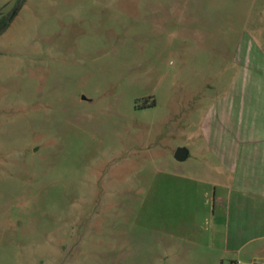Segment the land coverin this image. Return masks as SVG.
<instances>
[{"label":"rangeland","instance_id":"1","mask_svg":"<svg viewBox=\"0 0 264 264\" xmlns=\"http://www.w3.org/2000/svg\"><path fill=\"white\" fill-rule=\"evenodd\" d=\"M248 39L264 0H28L0 36V264H210L209 115Z\"/></svg>","mask_w":264,"mask_h":264},{"label":"crops","instance_id":"2","mask_svg":"<svg viewBox=\"0 0 264 264\" xmlns=\"http://www.w3.org/2000/svg\"><path fill=\"white\" fill-rule=\"evenodd\" d=\"M251 43L250 39L241 42V71L209 115L208 137L215 144L212 152L223 166L222 182L213 184L224 189L217 195L220 203L227 201L230 206L226 242L195 246L210 264L264 261V56L255 43L256 50H252ZM220 139L225 141L224 148L217 144ZM234 208L240 212L238 229L232 226Z\"/></svg>","mask_w":264,"mask_h":264},{"label":"trees","instance_id":"3","mask_svg":"<svg viewBox=\"0 0 264 264\" xmlns=\"http://www.w3.org/2000/svg\"><path fill=\"white\" fill-rule=\"evenodd\" d=\"M27 1L28 0H17L11 12L6 16L0 17V36L3 35L10 28L11 24L19 15L20 11L22 10Z\"/></svg>","mask_w":264,"mask_h":264},{"label":"water","instance_id":"4","mask_svg":"<svg viewBox=\"0 0 264 264\" xmlns=\"http://www.w3.org/2000/svg\"><path fill=\"white\" fill-rule=\"evenodd\" d=\"M86 99L85 97H83ZM190 157V151L186 147H180L176 151L175 158L180 162H185Z\"/></svg>","mask_w":264,"mask_h":264},{"label":"built area","instance_id":"5","mask_svg":"<svg viewBox=\"0 0 264 264\" xmlns=\"http://www.w3.org/2000/svg\"><path fill=\"white\" fill-rule=\"evenodd\" d=\"M236 264H242L241 262H238ZM250 264H264V261L262 260H255V261H252Z\"/></svg>","mask_w":264,"mask_h":264}]
</instances>
